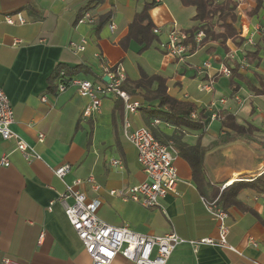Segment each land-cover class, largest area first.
I'll list each match as a JSON object with an SVG mask.
<instances>
[{
	"label": "crops",
	"instance_id": "crops-1",
	"mask_svg": "<svg viewBox=\"0 0 264 264\" xmlns=\"http://www.w3.org/2000/svg\"><path fill=\"white\" fill-rule=\"evenodd\" d=\"M146 1L105 0L89 13L92 23L78 24L85 0H0V90L14 111L11 129L28 145V153L34 151L39 156L28 163L15 149L14 142L0 138V157L6 155L10 162L9 167H0V264H91L61 206L54 203L48 209L49 203L75 179L93 176L100 190L94 192L86 184L79 190L88 200L99 202L96 215L111 226H126L147 236L174 233L185 241H217L215 223L201 199H216L233 182L251 181L264 172V95L256 96L246 90L239 79L216 75L219 61L225 56L218 45H205L183 61L165 56L159 48L174 24L179 31L189 28L193 18L190 8L179 0H156L149 15L159 31L157 42L141 54L140 47L133 42L126 49L122 47L129 23ZM257 1L262 6L250 18L246 12L255 9ZM241 10L244 20H239L244 22V32L257 24L264 30V0H246ZM16 13L25 18V25L4 23V16ZM104 15L110 18L97 31L94 20ZM82 42L85 50L75 52L72 44ZM256 45L257 61L247 60L249 68L241 72L252 87L259 85L255 74L264 77V36L255 38ZM226 46L229 50L235 48L231 42ZM255 46L246 48L245 53L255 52ZM204 61L212 63L208 71L213 79L211 93L198 89L208 82L206 72L201 70ZM79 65L92 68L103 78V66L116 65L122 66L130 81L137 80L141 71L160 75L166 79L171 97L193 103L198 118L201 113L207 120L203 134L190 129L176 133L160 120L153 128L167 136L175 132L189 145L214 144L204 156L203 189H197L189 166L177 155L179 181L175 192L160 199L157 207L146 209L111 197L109 191L144 180L136 152L123 134L124 120L136 129L144 127L142 116L140 110L136 115L126 114L123 102L109 96L103 99L99 114L81 119L87 99L80 97L76 87L68 86L62 92L50 90L56 67ZM72 78L94 82L93 77ZM59 80L60 77L57 86ZM221 99L225 100L222 104ZM145 110L151 112L153 108ZM220 111L232 114L239 124L254 127L251 139L215 144L222 133L219 121L210 122V117ZM207 137L210 139L205 141ZM114 160L120 165L113 166ZM66 164L70 166L68 174L62 179L56 177L54 170ZM237 200L243 210L234 206L225 210L227 243L233 251L206 244L194 250L185 243L175 248L166 264H264V195L243 189ZM249 239L255 241L256 247L248 243ZM112 264L132 263L117 256Z\"/></svg>",
	"mask_w": 264,
	"mask_h": 264
},
{
	"label": "built area",
	"instance_id": "built-area-1",
	"mask_svg": "<svg viewBox=\"0 0 264 264\" xmlns=\"http://www.w3.org/2000/svg\"><path fill=\"white\" fill-rule=\"evenodd\" d=\"M156 2V0H155ZM236 3L235 14L237 22L235 24L239 37L243 40L241 46L230 50L224 57V61L230 64L236 62L241 72L248 70L249 63L245 56L246 48L255 46V38L264 36L263 28L257 24L253 28H249L244 32V22H240L242 15V7L246 0H234ZM3 21L7 25H25L26 20L20 14L7 15L3 17ZM93 18L89 13H85L79 20L78 24L92 23ZM112 28V27H111ZM154 34L159 31L154 29ZM204 35L198 33L195 36V43L198 45ZM186 35L180 32L174 24L171 30L167 32L166 41L159 45L165 56L183 61L188 57L190 46L185 44ZM75 52L81 53L85 50V43L72 44ZM240 54V57L238 55ZM220 61L216 75L229 78L231 76V68L224 62ZM113 68V67H112ZM103 66V75L108 77V83L91 82L78 78H66L63 72L60 73V80L57 86L59 92L64 91L68 86L76 87L80 97L87 99V103L81 111L80 118L83 120L90 119L94 115L99 114L103 99L111 96L123 102L126 114L136 115L137 112L145 107L138 101H132L131 97L121 90V86L125 81L124 69L121 65L114 66V69ZM212 65L209 61L203 62L201 70L206 72L208 82L201 85L198 89L200 92L211 93L213 79L209 76ZM235 101L240 102L234 97ZM221 104L224 99L219 101ZM147 107V106H146ZM213 110L216 106L211 104ZM149 108V107H147ZM198 116L195 111L190 114L191 120H197ZM220 120L217 114H212L210 122ZM14 122V111L9 99L0 90V138L3 141H12L15 143V149L21 153L26 162H31L38 158L37 153L27 152L28 145L17 135L11 126ZM160 124V121L154 120L152 127ZM123 134L125 140L133 147L136 152V160L140 166L144 180L135 185L124 189L109 191L111 197H116L120 201L127 203L133 202L143 208L149 209L158 206V201L165 198L168 194L174 193L178 184V173L175 167L177 153L171 142L162 144L158 142L146 127L131 129V125L124 120ZM42 136H39V140ZM113 166H119V161H111ZM10 162L6 155L0 157V167H9ZM70 171L69 165H62L54 170L56 177L62 179ZM84 184L88 185L94 192H98L100 187L95 183L92 175L85 180L75 179L71 186L67 187L65 192L49 203V210L54 203H58L63 209L69 224L75 232L77 238L82 243L85 253L90 258L91 264H112L117 256H121L132 264H166L175 248L182 244H189L194 250L198 245H216L233 251L234 248L228 245L227 235L229 227L227 224V213L218 204V198L211 201L201 199L206 212L210 215L215 223L218 239H201L199 241H185L174 233L162 236H147L131 231L128 227H114L102 220L97 215L99 202L97 200H88L85 193L79 190ZM248 243L256 247L253 239H249Z\"/></svg>",
	"mask_w": 264,
	"mask_h": 264
},
{
	"label": "trees",
	"instance_id": "trees-1",
	"mask_svg": "<svg viewBox=\"0 0 264 264\" xmlns=\"http://www.w3.org/2000/svg\"><path fill=\"white\" fill-rule=\"evenodd\" d=\"M105 0H85L84 6L79 11L77 21L85 14L92 13L99 5L103 4ZM181 4L190 8L193 12L192 24L188 29L180 31L186 35L185 44L190 46L189 54L193 53L205 45L213 46L218 45L223 49L225 55L229 53L226 46L231 42L234 47L242 45L243 40L239 37L238 30L235 27L237 16L235 14L236 3L234 0H179ZM156 6L155 0H147L142 9L135 13L132 21L128 25V31L125 38L121 41L124 49L127 48L130 42L135 43L140 47L138 53H143L151 48L157 42V35L154 34V25L150 19L149 12ZM262 6L261 1H257L255 9L246 12L248 17H253L258 13ZM110 15H104L94 20L97 31L102 28L109 20ZM203 33L202 41L197 45L194 41L198 33ZM208 49V50H211ZM255 52H246L245 56L249 63L257 61L259 48L255 46ZM225 57V56H224ZM224 57L220 61H224ZM100 62L101 59L99 58ZM219 61V62H220ZM231 68L230 80L239 79L244 82L249 91L254 95H264V77L255 74L258 80V87L248 85L243 74L239 70L236 62L229 64V61H224ZM114 67L112 68V70ZM63 72L65 77H93L94 82H103V76L96 75L92 68L87 66H76L69 68L65 66L56 67L52 80L50 82V90L57 89V82L60 73ZM121 90L126 92L132 101H138L144 104L145 107L140 109L144 127L150 130L153 137L162 144L171 142L177 155L182 158L190 168L192 181L198 190L204 187V156L206 152L213 147H202L199 142L194 145L185 143L181 135H176L177 130L190 129L199 130V135L203 134L204 125L207 120L201 117L197 120H191L190 114L195 111V105L189 101L177 100L167 93L166 79L160 75H148L140 72L139 78L135 81L125 79L121 86ZM151 106L153 111L148 112L145 108ZM220 120L219 131L222 133L221 137L215 144H227L237 140L248 141L251 139L256 129L251 125H242L237 123L236 118L227 111H220L217 114ZM160 120L163 125L172 126L175 129L173 134L169 136L157 131L156 128L151 126L152 121ZM204 120V121H203ZM243 189H250L259 195H264V172L252 179L251 181H235L218 195V204L226 210L229 207H236L242 209L239 201L237 200L238 193ZM243 210V209H242Z\"/></svg>",
	"mask_w": 264,
	"mask_h": 264
},
{
	"label": "rangeland",
	"instance_id": "rangeland-1",
	"mask_svg": "<svg viewBox=\"0 0 264 264\" xmlns=\"http://www.w3.org/2000/svg\"><path fill=\"white\" fill-rule=\"evenodd\" d=\"M204 62H205V61H204ZM201 64H203V62H202ZM211 65H212V63H211ZM215 67H216V66H214V68H215ZM211 69H212V68H211ZM223 78H224V77H223ZM224 79H225V78H224ZM226 79H227V78H226ZM241 82H242V81H241ZM242 83L245 84L244 82H242ZM242 86L245 87L246 90H249L246 84H245V85H242ZM210 132L213 133V132H215V131H214V129H211ZM213 134H214V133H213ZM207 136H209V134H208ZM205 139H206L205 141H207V140H209L210 138L207 137V138H205Z\"/></svg>",
	"mask_w": 264,
	"mask_h": 264
},
{
	"label": "water",
	"instance_id": "water-1",
	"mask_svg": "<svg viewBox=\"0 0 264 264\" xmlns=\"http://www.w3.org/2000/svg\"><path fill=\"white\" fill-rule=\"evenodd\" d=\"M103 81H104L105 83H108V77H104V78H103Z\"/></svg>",
	"mask_w": 264,
	"mask_h": 264
}]
</instances>
